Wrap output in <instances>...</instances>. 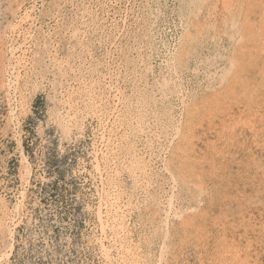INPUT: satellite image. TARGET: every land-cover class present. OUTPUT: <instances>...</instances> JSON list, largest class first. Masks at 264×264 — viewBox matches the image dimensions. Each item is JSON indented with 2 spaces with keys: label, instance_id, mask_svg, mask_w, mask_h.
Instances as JSON below:
<instances>
[{
  "label": "rangeland",
  "instance_id": "obj_1",
  "mask_svg": "<svg viewBox=\"0 0 264 264\" xmlns=\"http://www.w3.org/2000/svg\"><path fill=\"white\" fill-rule=\"evenodd\" d=\"M263 6L0 0V264H264Z\"/></svg>",
  "mask_w": 264,
  "mask_h": 264
},
{
  "label": "bare ground",
  "instance_id": "obj_2",
  "mask_svg": "<svg viewBox=\"0 0 264 264\" xmlns=\"http://www.w3.org/2000/svg\"><path fill=\"white\" fill-rule=\"evenodd\" d=\"M136 2H137V1H136ZM137 3H138V2H137ZM139 3H140V2H139ZM139 3H138V4H139ZM142 4H143V3H142ZM142 7H143V6H142ZM148 8H149V7H148ZM249 8H251V6H250ZM249 8H248V10H249ZM261 8H264V6L261 7ZM248 10H247V11H248ZM250 11H251V10H250ZM261 11H262V10H261ZM263 12H264V11H263ZM246 13L248 14V12H246ZM234 14H235V13H234ZM249 14H250V13H249ZM149 15H150V14H149ZM235 15H236V14H235ZM261 15L263 16V13H262ZM234 17H235V16H234ZM234 17H233V18H234ZM236 17H237V16H236ZM247 18H248V16H247L245 19H247ZM154 19H155V18H154ZM235 19H236V18H235ZM249 19H250V17H249ZM263 19H264V17H263ZM247 20H248V19H247ZM230 21L233 22V20H231V19H230ZM191 23H192V22H191ZM245 23H246V22H245ZM139 24H140V23H139ZM251 24H253V22H252ZM228 25H229V24H228ZM239 25H241V24H239ZM243 25H244V24H243ZM247 25H248V24H247ZM257 25H258V24H257ZM262 25H264V23H263ZM226 26H227V25H226ZM249 26H250V25H249ZM142 27H143V26H142ZM148 27H150V26H148ZM246 27H247V26H246ZM237 28H238V27H237ZM240 28H241V26H240ZM242 28H243V27H242ZM248 28H249V27H248ZM250 28H251V26H250ZM253 28H254V27L252 26V29H253ZM256 28H258V27H256ZM259 28H260V27H259ZM227 29H228V28H227ZM263 29H264V28H263ZM201 30H202V29H201ZM238 30H240V29H238ZM244 30H245V29H244ZM244 30H243V31H244ZM246 30H247V29H246ZM127 31H128V30H127ZM134 31H135V30H134ZM139 31H140V30H139ZM230 31H232V30H230ZM234 31L236 32L237 30H234ZM240 31H241V30H240ZM255 31H257V30H255ZM262 31H263V30H262ZM130 32H131V31H130ZM147 32H148V31H147ZM247 32H248V31H247ZM253 32H254V31H253ZM128 33H129V32H128ZM238 33H239V32H238ZM260 33H261V32H260ZM122 34H123V33H121V35H122ZM134 34H135V33H134ZM146 34H147V33H146ZM231 34H233V32H232ZM138 35H139V33H138ZM229 35H230V34H229ZM235 35H238V34L235 33ZM252 35H253V34H252ZM261 35H262V34H261ZM125 36H126V35H125ZM129 36L131 37V35H129ZM150 36H151V35H150ZM192 36H193V35H192ZM231 36H234V35H231ZM121 37H122V36H121ZM148 37H149V35H148ZM159 37H160V36H159ZM190 37H191V36H190ZM243 37H244V36H243ZM125 38H126V37H125ZM127 38H128V36H127ZM192 38H193V37H192ZM130 39H131V38H130ZM151 39H152V37H151ZM151 39H150V37H149V40H150V41H151ZM194 39H195V38H194ZM196 39H197V38H196ZM213 39H214V38H213ZM231 39H232V38H231ZM131 40H132V39H131ZM191 40H192V39H190V41H191ZM217 40H218V39H217ZM229 40H230V39H229ZM134 41H135V40H134ZM147 41H148V40H147ZM179 41H180V40H179ZM190 41H189V42H190ZM192 41H193V40H192ZM192 41H191V42H192ZM195 41H196V40H195ZM215 41H216V39H215ZM218 41H219V40H218ZM142 42H143V41H142ZM145 42H146V41H145ZM193 42H194V41H193ZM193 42H192V43H193ZM196 42H197V41H196ZM220 42H221V41H220ZM220 42H219V43H220ZM132 43H133V41H132ZM135 43H136V42H135ZM148 43H149V42H148ZM255 43H256V42H255ZM125 44L127 45V43H125ZM140 44H141V42H140ZM190 44H191V43H190ZM193 44H195V42H194ZM193 44H192V45H193ZM198 44H199V43H198ZM216 44H217V43H216ZM129 45H130V44H129ZM141 45H142V44H141ZM146 45H147V44H146ZM214 45H215V44H214ZM217 45H218V44H217ZM195 46H196V45H195ZM197 46H198V45H197ZM197 46H196V47H197ZM215 46H216V45H215ZM131 47H132V46H131ZM144 47H145V45H144ZM144 47L142 46V48H144ZM193 47H194V46H193ZM198 47H200V46H198ZM217 47H218V46H217ZM147 48H148V47H147ZM171 48H172V47H171ZM188 48H189V47H188ZM240 48H241V47H240ZM242 48H243V47H242ZM242 48H241V49H242ZM9 49H10V48H9ZM148 49H149V48H148ZM186 49H187V48H186ZM201 49H202V48H201ZM216 49H217V48H216ZM221 49H222V48H221ZM65 50H67V49L65 48ZM69 50H70V49H69ZM121 50H122V48H121ZM127 50H128V48H127ZM138 50H139V49H138ZM235 50H236V49H235ZM239 50H240V49H239ZM239 50H238V52H239ZM116 51H117V50H116ZM123 51H124V49H123ZM129 51H130V50H129ZM141 51H142V50H141ZM193 51H195V50H193ZM199 51H200V50H199ZM199 51H198V52H199ZM215 51H216V50H215ZM241 51H242V50H241ZM243 51H244V50H243ZM86 52H87V51H86ZM126 52H127V51H126ZM152 52H153V51H152ZM155 52H156V51H155ZM176 52H177V51H176ZM196 52H197V51H196ZM196 52H195V53H196ZM198 52H197V53H198ZM201 52H202V51H201ZM201 52H200V53H201ZM231 52H232V51H231ZM263 52H264V51H263ZM65 53H66V51H65ZM123 53H124V52H123ZM123 53H122V54H123ZM133 53H134V52H133ZM142 53H143V51H142ZM159 53H160V52H159ZM164 53H165V52H164ZM109 54H110V53H109ZM134 54H135V53H134ZM193 54H194V53H193ZM193 54H192V55H193ZM125 55H126V54H125ZM144 55H146V54H144ZM150 55H151V54H150ZM203 55H204V54H203ZM203 55H202V56H203ZM241 55H242V54H241ZM243 55H244V54H243ZM151 56H152V55H151ZM157 56H158V55H157ZM190 56H191V55H190ZM190 56H189V57L187 56V57L190 58ZM231 56H232V55H231ZM233 56H234V54H233ZM70 57H71V56H70ZM132 57H133V56H131V58H132ZM136 57H137V56H136ZM148 57H149V56H148ZM168 57H169V56H168ZM179 57H181V55H180ZM199 57H200V56H199ZM203 57H204V56H203ZM242 57H243V56H242ZM249 57H250V56H249ZM124 58H125V57H124ZM151 58H153V57H151ZM181 58H182V57H181ZM200 58H201V57H200ZM200 58H199V60H200ZM232 58H233V57H232ZM148 59H149V58H148ZM164 59H165V58H164ZM170 59H171V58H170ZM229 59H231V58H229ZM122 60H123V59H122ZM124 60H125V59H124ZM144 60H145V59H144ZM152 60H153V59H152ZM240 60H241V58H240ZM128 61H129V60H128ZM136 61H137V60H136ZM171 61H172V60H171ZM190 61H191V60H190ZM233 61H234L233 63H235V59H234ZM236 61H237V60H236ZM242 61H243V60H242ZM123 62H124V61H123ZM141 62H142V61H141ZM141 62H140L139 64H141ZM166 62H168V60H166ZM169 62H170V61H169ZM179 62H181V61H179ZM187 62H188V60H187ZM195 62H196V61H195ZM239 62H240V61H239ZM177 63H178V61H177ZM229 63H230V62H229ZM103 64H104V63H103ZM126 64H127V61H126ZM128 64H129V63H128ZM131 64H132V63H131ZM133 64H135V63H133ZM148 64H149V63H148ZM186 64H187V63H186ZM186 64H185V65H186ZM190 64H191V63H190ZM193 64H194V62H193ZM69 65H70V64H69ZM137 65H138V64H137ZM174 65H175V64H174ZM187 65H188V64H187ZM91 66H92V65H91ZM126 66H127V65H126ZM202 66H203V65H202ZM70 67H71V66H70ZM122 67H124L123 64H122ZM178 67H179V66H178ZM178 67H176V69H177ZM193 67H194V66H193ZM148 68H149V67H148ZM180 68H181V65H180ZM180 68H179V69H180ZM191 68H192V67H191ZM77 69H78V67H77ZM103 69H104V68H103ZM126 69H127V68H126ZM131 69H132V68H131ZM142 69L144 70V68H142ZM142 69H141V70H142ZM243 69H244V68H243ZM70 70H72V72H73V69L70 68ZM78 70H79V69H78ZM89 70H90V69H89ZM101 70H102V69H101ZM124 70H125V68H124ZM135 70H136V69H135ZM150 70H151V69H150ZM187 70H188V69H187ZM192 70H194V69H192ZM240 70H241V69H240ZM74 71H75V70H74ZM95 71H96V70H95ZM97 71H98V69H97ZM138 71H139V69H138ZM146 71H147V69H146ZM173 71H174V70H173ZM178 71H179V70H178ZM181 71H184V69L181 70ZM195 71H196V70H195ZM199 71H200V70H199ZM201 71H202V69H201ZM242 71H243V70H242ZM67 72H68V71H67ZM78 72H79V71H78ZM82 72L84 73V71H82ZM90 72H91V70H90ZM99 72H100V71H99ZM124 72H125V71H124ZM176 72H177V71H176ZM176 72H175V73H176ZM190 72H191V71H190ZM245 72H246V71H245ZM63 73H64V72H63ZM69 73H70V72H69ZM94 73H95V72H94ZM129 73H131V72L129 71ZM142 73H143V72H142ZM146 73H147V72H146ZM180 73H181V72H180ZM187 73H188V72H187ZM65 74H66V73H65ZM126 74H127V72H126ZM131 74H133V73H131ZM134 74H136V73L134 72ZM140 74H141V73H140ZM176 74H177V73H176ZM63 75H64V74H63ZM187 75H188V74H187ZM89 76H90V75H89ZM97 76H98V75H97ZM130 76H131V75H130ZM144 76H146V75H144ZM221 76H222V75H221ZM221 76H220V77H221ZM69 77H70V76H69ZM134 77H135V76H134ZM134 77H133V78H134ZM138 77H139V76H138ZM179 77H180V76H179ZM231 77H232V76H231ZM234 77H235V76H234ZM248 77H249V76H247V78H248ZM125 78H126V77H125ZM130 78H131V77H130ZM142 78H143V77H142ZM142 78H141V79H142ZM180 78H181V77H180ZM241 78H242V77H241ZM72 79H73V78H72ZM75 79H76V78H75ZM78 79H79V78H78ZM93 79H94V78H93ZM93 79H91V80H93ZM95 79H97V78H95ZM138 79H139V78H138ZM170 79H171V78H170ZM173 79H174V78H173ZM173 79H172V80H173ZM221 79H222V78H221ZM228 79H229V78H228ZM230 79H232V78H230ZM230 79H229V80H230ZM236 79H237V78H236ZM80 80H81V81L83 80L82 77H81ZM88 80H89V78H88ZM88 80H87V81H88ZM124 80H125V79H124ZM127 80H128V78H127ZM172 80H171V81H172ZM176 80H177V79H176ZM229 80H228V81H229ZM234 80H235V79H234ZM246 80H247V79H246ZM99 81H100V79H99ZM166 81H167V80H166ZM169 81H170V80H169ZM221 81H222V80H221ZM228 81H227V82H228ZM82 82H83V81H82ZM84 82H86V79H85ZM89 82H90V81H89ZM92 82H93V81H92ZM94 82H95V81H94ZM97 82H98V81H97ZM97 82H96L95 85H97ZM105 82H106V81H105ZM131 82H132V81H131ZM131 82H130V83H131ZM136 82H137V83L140 82V84H142L141 81H136ZM145 82H146V81H145ZM179 82H180V80H179ZM181 82H182V81H181ZM229 82H231V81H229ZM238 82L240 83V81H238ZM79 83H80V82H79ZM86 83H87V82H86ZM128 83H129V82H128ZM128 83H127V84H128ZM137 83H136V84H137ZM147 83H148V82H147ZM165 83H166V82H165ZM224 83H226V82H224ZM112 84H113V83H112ZM125 84H126V83H125ZM134 84H135V83H134ZM181 84H182V83H181ZM236 84H237V83H236ZM240 84H241V83H240ZM83 85H84V84H83ZM92 85H93V83H92ZM95 85H94V86H95ZM228 85H229V84H228ZM231 85H232V84H231ZM77 86H78V85H77ZM85 86H86V88H87V85H85ZM180 86H181V85H180ZM125 87H126V86H125ZM133 87H134V86H133ZM138 87H139V85H138ZM141 87H142V86H141ZM147 87H148V86H147ZM169 87H170V86H169ZM222 87H223V86H222ZM224 87H225V86H224ZM226 87H227V86H226ZM241 87H242V85H241ZM95 88H96V87H95ZM120 88H121V87H120ZM128 88H129V87H128ZM131 88H132V86H131ZM165 88H166V87H165ZM229 88H230V85H229ZM73 89H74V88H73ZM126 89H127V88H125V90H126ZM141 89H142V88H141ZM145 89H146V88H145ZM226 89H227V88H226ZM236 89H237V88H236ZM236 89L234 88L233 90H236ZM238 89H239V88H238ZM80 90H81V89H80ZM85 90H88V89H84V93H85ZM95 90H97V89H95ZM111 90H112V89H111ZM127 90H128V89H127ZM127 90H126V91H127ZM129 90H130V89H129ZM139 90H140V89H139ZM148 90H149V89H148ZM148 90H147V91H148ZM216 90H217V89H216ZM228 90H229V89H228ZM231 90H232V88H231ZM77 91H78V90H77ZM81 91H82V90H81ZM89 91H90V90H89ZM133 91H134V90H133ZM135 91H136V89H135ZM141 91H142V90H141ZM145 91H146V90H145ZM149 91H150V90H149ZM149 91H148V92H149ZM167 91H168V89H167ZM170 91H171V90H170ZM213 91H214V90H213ZM221 91H222V90H221ZM229 91H230V90H229ZM229 91H228V92H229ZM244 91H245V90H244ZM74 92H75V91H74ZM87 92H88V91H86V93H87ZM93 92H94V91H93ZM93 92H90V94L93 93ZM98 92H99V91H98ZM118 92H120V91H118ZM148 92H147V93H148ZM191 92H192V91H191ZM215 92H216V91H215ZM86 93H85V97H86ZM95 93H97V92L95 91ZM123 93H124V92H123ZM140 93H141V92H140ZM140 93H139V94H140ZM144 93H145V92H144ZM151 93H153V92L151 91ZM172 93H173V92H172ZM212 93H213V92H212ZM219 93H220V92H219ZM232 93H233V92H232ZM81 94H82V93H81ZM81 94H80V95H81ZM87 94H89V93H87ZM90 94H89V95H90ZM126 94H127V93H126ZM131 94H132V92H131ZM137 94H138V92H137ZM145 94H146V93H145ZM204 94H205V92H204ZM214 94H215V93H214ZM78 95H79V93H78ZM127 95H129V94H127ZM133 95H134V94H133ZM140 95H141V94H140ZM149 95H150V94H149ZM207 95H208V94H206V97H207ZM210 95H211V94H210ZM212 95H213V94H212ZM130 96H131V95H130ZM143 96H144V95H143ZM202 96H203V95H202ZM77 97H79V96H77ZM90 97H91V96H90ZM116 97H117V96H116ZM125 97H126V96H125ZM132 97H133V96H132ZM134 97H135V96H134ZM137 97H138V95H137ZM150 97H151V96H150ZM173 97H174V96H173ZM210 97H211V96H210ZM213 97H214V96H213ZM86 98L88 99V97H86ZM91 98L94 99L93 96H92ZM121 98H122V97H121ZM153 98H154V97H153ZM165 98H166V97H165ZM191 98H192V97H191ZM215 98H216V97H215ZM78 99H79V98H78ZM83 99H84V101L86 100V99L84 98V96H83ZM83 99H82V100H83ZM130 99H131V98H130ZM139 99H140V98H139ZM142 99H143V97H142ZM148 99H149V97H148ZM158 99H159V98H158ZM208 99H209V98H208ZM212 99H213V98H212ZM76 100H77V99H76ZM82 100H81V101H82ZM88 100H89V99H88ZM94 100H95V99H94ZM96 100H97V98H96ZM96 100H95V101H96ZM117 100H119V98H118ZM121 100H122V99H121ZM133 100H134V99H133ZM137 100H138V98H137ZM140 100H141V99H140ZM156 100H157V99H156ZM200 100H201V99H200ZM129 101H130V100H129ZM129 101L127 100V102H129ZM160 101H161V100H160ZM85 102H86V101H85ZM93 102H94V101H93ZM117 102H118V101H117ZM125 102H126V100H125ZM125 102H124V103H125ZM132 102H133V101H132ZM136 102H138V101H136ZM136 102H135V103H136ZM144 102H145V101H144ZM144 102H143V104H144ZM205 102H206V101H205ZM207 102H208V100H207ZM209 102H210V101H209ZM90 103H91V100H90ZM97 103H98V102H97ZM129 103H130V102H129ZM129 103H127V104H129ZM135 103H134V104H135ZM139 103L142 104L141 101H140ZM148 103H149V102H148ZM161 103H163V102H160V104H161ZM95 104H96V103H95ZM100 104H101V102H100ZM119 104H121V103H119ZM125 104H126V103H125ZM127 104H126V105H127ZM137 104H138V103H137ZM143 104H142V106H143ZM145 104H146V103H145ZM202 104H203V103H202ZM90 105H91V104H90ZM90 105H89V106H90ZM92 105H94V104H92ZM96 105H98V104H96ZM96 105H95V106H96ZM116 105H117V104H116ZM123 105H124V104H123ZM132 105H133V103H132ZM132 105L130 106V108L132 107ZM149 105H150V104H149ZM162 105H163V104H162ZM204 105H205V104H204ZM87 106H88V105H87ZM98 106H99V105H98ZM104 106H105V105H104ZM124 106H125V105H124ZM142 106H141V107H142ZM151 106H152V105H151ZM154 106H155V105H154ZM156 106H157V105H156ZM85 107H86V106H85ZM96 107H97V106H96ZM143 107H144V106H143ZM91 108H92V107H91ZM103 108H104V107H103ZM122 108H123V107H122ZM125 108H126V107H125ZM132 108H133V107H132ZM148 108H149V107H148ZM160 108H161V107H160ZM92 109H93V108H92ZM110 109H111V108H110ZM110 109H109V110H110ZM113 109H114V108H113ZM115 109H116V108H115ZM115 109H114V110H115ZM123 109H124V108H123ZM128 109H129V108H128ZM135 109H137V107H136ZM144 109H145V108H144ZM146 109H147V108H146ZM165 109H166V108H165ZM88 110H89V108H88ZM96 110H97V109H96ZM106 110H107V108H106ZM114 110H113V111H114ZM141 110H142V109H141ZM157 110H158V109H157ZM102 111H103V110H102ZM113 111H112V112H113ZM120 111H121V110H120ZM122 111H123V110H122ZM124 111H125V110H124ZM138 111H139V110H138ZM146 111H147V110H146ZM166 111H167V110H166ZM96 112H98V111H96ZM106 112H107V111H106ZM109 112H110V111H109ZM115 112H116V111H115ZM117 112H118V111H117ZM134 112H135V111H134ZM134 112H133V113H134ZM157 112H158V111H157ZM157 112H156V113H157ZM159 112H160V111H159ZM102 113H103V112H102ZM141 113H142V111H140V114H141ZM145 113H146V112H145ZM150 113H151V111H150ZM152 113H153V112H152ZM167 113H168V112H167ZM112 114H113V113H112ZM114 114H115V113H114ZM129 114H132V112L129 113ZM129 114H127V116H128ZM134 114H135V113H134ZM134 114H133V115H134ZM157 114H158V113H157ZM170 114H171V113H170ZM118 115H119V113H118ZM121 115H122V113H121ZM137 115H138V113H137ZM141 115H142V114H141ZM146 115H147V114H146ZM158 115H159V114H158ZM190 115H191V114H190ZM105 116H106V115H105ZM139 116H140V115H139ZM153 116H154V115H153ZM155 116H156V115H155ZM163 116H164V115H163ZM119 117H120V115H119ZM123 117H124V116H122V118H123ZM131 117H133V116H131ZM135 117H138V116H134V118H135ZM143 117H144V115H143ZM143 117L141 116L142 119H143ZM158 117H159V116H158ZM160 117H161V116H160ZM111 118H112V117H111ZM134 118H130V119L135 120ZM141 118H140V121H141ZM146 118H147V116H146ZM148 118H149V117H148ZM126 119H127V118H126ZM136 119H137V118H136ZM157 119H158V118H157ZM157 119H156V120H157ZM162 119H163V118H162ZM162 119H161V120H162ZM173 119H174V118H173ZM116 120H117V119H116ZM133 120H132V121H133ZM137 120H139V119H137ZM144 120H145V118H144ZM144 120H143V121H144ZM159 120H160V118H159ZM123 121H124V120H123ZM126 121H127V120H126ZM128 121H129V120H128ZM143 121H142V122H143ZM147 121H148V120H147ZM130 122H131V121H129V123H130ZM135 122H136V121H135ZM137 122H138V121H137ZM145 122H146V121H145ZM157 122H158V120H157ZM159 122H160V121H159ZM115 123H116V122H115ZM118 123H119V122H118ZM122 123H123V122H122ZM125 123H126V122H125ZM148 123H149V122H148ZM154 123H155V122H154ZM170 123H171V122H170ZM120 124H121V123H120ZM131 124H132V123H131ZM136 124H137V123H136ZM136 124H134V125H136ZM113 125H114V124H113ZM145 125H148V124H145ZM114 126H115V125H114ZM123 126H124V125H123ZM123 126H122V127H123ZM125 126H126V125H125ZM131 126H133V125H131ZM137 126H140V125H139V122H138V125H137ZM141 126L144 127L143 124H142ZM152 126H154V125H152ZM152 126H151V127H152ZM155 126H158V125L156 124ZM160 126H162V124H160ZM115 127H118V126H115ZM119 127H120V126H119ZM129 127H130V126H129ZM149 127H150V126H149ZM162 127H163V126H162ZM127 128H128V127H127ZM133 128H134V126H133ZM139 128H140V127H139ZM168 128H169V127H168ZM178 128H180V127H178ZM113 129H114V128H113ZM113 129H112V130H113ZM140 129H141L140 132H142V131H143L142 128H140ZM154 129H155V128H154ZM129 130H130V129H129ZM146 130H147V128H146ZM151 130H152V129H151ZM165 130H166V128H165ZM127 131H128V129H127ZM136 131H137V130H136ZM136 131H134V132H136ZM144 131H145V130H144ZM153 131H154V130H153ZM155 131H156V130H155ZM112 132H113V131H112ZM146 132H147V131H146ZM148 132H149V131H148ZM118 133H119V132H118ZM121 133H122V132H121ZM129 133H130V132H129ZM136 133H139V131H137ZM143 133H144V132H143ZM154 133H156V132H154ZM179 133H180V132H179ZM130 134H131V133H130ZM140 134H141V133H140ZM113 135H114V134H113ZM128 135H129V134H128ZM138 135H139V134H138ZM121 136H122V135H121ZM121 136H120V137H121ZM135 136H136V135H135ZM135 136H133V137H135ZM145 136H146V135H145ZM153 136H155V135L153 134ZM186 136H187V135H186ZM122 137H123V136H122ZM126 137H127V135H126ZM126 137H125V138H126ZM136 137H137V136H136ZM140 137H141V136H140ZM148 137H149V135H148ZM148 137H147V138H148ZM155 137H156V136H155ZM183 137H184V136H183ZM117 138H118V136H117ZM123 138H124V137H123ZM127 138H128V137H127ZM137 138H138V137H137ZM141 138H142V137H141ZM141 138H140V139H141ZM159 138H160V137H159ZM120 139H121V138H120ZM133 139H134V138H133ZM186 139H187V138H186ZM126 140H127V139H126ZM126 140H125V141H126ZM138 140H139V139H138ZM161 140H162V139H161ZM167 140H168V139H167ZM116 141H117V140H116ZM121 141H122V140H121ZM121 141H120V143H121ZM132 141H134V140H132ZM189 141H190V140H189ZM110 142H111V141H110ZM128 142H129V140H128ZM128 142H127V143H128ZM118 143H119V140H118ZM123 143H124V142H123ZM130 143H131V141H130ZM130 143H129V144H130ZM121 144H122V143H121ZM150 144H151V143H150ZM110 145H111V144H110ZM118 145L120 146V144H118ZM122 145H123V144H122ZM115 146H116V145H115ZM123 146H124V145H123ZM123 146H122V147H123ZM136 146H137V145H136ZM112 147H113V146H112ZM128 147H129V146H128ZM134 147H135V146H134ZM110 148H111V147H110ZM119 148H120V147H119ZM126 148H127V147H126ZM132 148H133V147H132ZM136 148H137V147H136ZM184 148H185V147H184ZM114 149H115V148H114ZM114 149H113V150H114ZM111 151H112V150H111ZM125 151H127V150H125ZM134 151H135V150H134ZM122 152H123V151H122ZM130 152H131V151H130ZM130 152H129V153H130ZM135 152H137V151H135ZM121 154H122V153H121ZM137 154H138V153H137ZM119 155H120V153H119ZM171 155H172V154H171ZM113 156H114V154H113ZM125 156H126V154H125ZM135 156H136V155H135ZM138 156H139V155H138ZM130 157H131V156H130ZM105 159H106V158H105ZM108 159H109V158H108ZM112 159H113V158H112ZM123 159H124V157H123ZM126 159L128 160V158H126ZM132 159H133V158H132ZM139 159H140V158H139ZM117 160H118V158H117ZM133 160H134V159H133ZM135 160H136V159H135ZM106 161H107V160H106ZM109 161H110V160H109ZM136 161H137V163H140V162H138V160H136ZM144 161H145V160H144ZM168 161H169V160H168ZM114 162H115V161H114ZM130 162H132L131 159H130ZM128 163H129V162H128ZM106 164H107V163H106ZM120 164H121V163H120ZM125 164H126V163H125ZM125 164H124V165H125ZM133 164L135 165L136 163H133ZM145 164H146V163H145ZM185 164H186V163H185ZM107 165H108V164H107ZM107 165H106V166H107ZM126 165H127V164H126ZM134 165H132V166H134ZM147 166H148V165H147ZM110 167H111V166H110ZM122 167H123V166H122ZM122 167H121V168H122ZM134 167H136V166H134ZM151 167H152V166H151ZM151 167H150V168H151ZM127 168H128V167H127ZM130 168L132 169V167H130ZM136 168H137V167H136ZM138 168H139V167H138ZM128 169H129V168H128ZM116 170H117V168H116ZM119 170H120V168H119ZM123 170H124V169H123ZM107 171H108V170H107ZM127 171H128V170H127ZM133 171H134V169H133ZM136 171H137V170H136ZM146 171H147V170H146ZM150 172H151V171H150ZM150 172H149V173H150ZM167 172H168V171H167ZM119 173H120V172H119ZM134 173H135V172H134ZM138 173H139V172H138ZM138 173H137V174H138ZM153 173H154V172H153ZM107 174H108V173H107ZM131 174H133V173L131 172ZM139 174H140V173H139ZM145 174H146V173H145ZM140 175H143V174H140ZM157 175H158V174H156V176H157ZM148 176H149V175H148ZM148 176H146V177H148ZM119 177H120V176H119ZM141 177H142V176H141ZM172 177H173V174H172ZM112 178H113V176H112ZM136 178H137V177H136ZM136 178H135V179H136ZM139 178H140V177L138 176V179H139ZM167 178H168V177H167ZM170 178H171V177H170ZM188 178H189V177H188ZM147 179H148V178H147ZM171 179H173V178H171ZM174 179H175V177H174ZM112 180H113V179H112ZM141 180H142V179H141ZM144 180H145V179H144ZM116 181H117V180H116ZM118 181H119V179H118ZM168 181H169V180H168ZM109 182H110V181H109ZM172 182H175V181H172ZM142 183H143V182H142ZM148 183H149V182H148ZM180 183H182V182H180ZM183 183H184V181H183ZM108 184H109V183H108ZM158 184H159V183H158ZM158 184H157V185H158ZM160 184H161V183H160ZM167 184H168V183H167ZM175 184H176V183H175ZM112 185H113V184H112ZM115 185H116V184H115ZM117 185H119V184H117ZM117 185H116L115 187H117ZM150 185H151V183H150ZM163 185H164V184H163ZM106 186H107V185H106ZM141 186H142V185H141ZM147 186H148V185H147ZM187 186H188V184H187ZM144 187H145V186H144ZM144 187H143V188H144ZM149 187H150V186H149ZM168 187H169V186H168ZM189 187H190V186H189ZM120 188H121V187H120ZM177 188H178V187H177ZM187 188H188V187H187ZM111 189H112V186H111ZM117 189H118V187H117ZM144 189H145V188H144ZM147 189H148V188H147ZM157 189H158V188H157ZM172 189H175V188H172ZM113 190H114V189H113ZM165 190H166V189H165ZM181 191H182V190H181ZM181 191H180V192H181ZM111 192H113V191H111ZM116 192H117V191H116ZM157 192H158V191H157ZM157 192H156V193H157ZM150 193H151V192H150ZM159 194H160V193H159ZM173 194H174V193L172 192V195H173ZM170 195H171V194H170ZM109 196H110V194H109ZM111 196H112V194H111ZM111 196H110V197H111ZM115 196H118V194L115 195ZM119 196H121V195H119ZM119 196H118V197H119ZM155 196H156V195H155ZM161 196H162V195H161ZM152 197H153V196H152ZM156 197H157V196H156ZM121 198H122V197H120V199H121ZM161 198H162V197H161ZM171 198H172V196H171ZM110 199H111V198H110ZM115 199H116V198H115ZM115 199H114L113 201H115ZM118 199H119V198H118ZM120 199H119V200H120ZM154 199H155V197H154ZM154 199H153V200H154ZM111 200H112V199H111ZM171 200H172V199H171ZM116 201H118V200H116ZM181 201H182V200H181ZM111 202H112V201H111ZM118 202H119V201H118ZM160 202H161V201H160ZM112 203H113V202H112ZM171 203H172V202H171ZM3 204H4V203H3ZM115 204H117V203H115ZM112 206H113V205H112ZM118 206H119V205H118ZM126 206H127V205H126ZM159 206H160V205H159ZM2 207H3V206H2ZM2 207H1V208H2ZM160 207H161V206H160ZM115 209H116V208H115ZM118 209H120V207H118ZM158 209H160V208H158ZM123 210H124V209H123ZM7 211H8V210H7ZM127 211H128V210H127ZM2 212H3V211H2ZM113 212H114V211H113ZM123 212H124V211H123ZM123 212H122V213H123ZM158 212H159V211H158ZM116 213H118V211H116ZM173 213H174V212H173ZM119 214H120V213H119ZM122 215H123V214H122ZM111 216H112V215H111ZM123 217H124V216H123ZM123 217H121V218H123ZM118 218H119V217H118ZM121 218H120V219H121ZM7 219H8V218H7ZM111 219H112V218H111ZM115 219H116V216H115ZM115 219H114V220H115ZM0 220H1V219H0ZM123 220H125V217H124ZM119 222L121 223V221H119ZM7 223H8V222H7ZM5 224H6V223H5ZM111 224H112V223H111ZM122 224H124V223H122ZM0 225H1V224H0ZM116 225H117V224H116ZM112 226H115V225L113 224ZM117 226H118V225H117ZM123 226H124V225H123ZM110 227H111V226H110ZM118 227H120V226H118ZM113 228H115V227H113ZM115 229H116V228H115ZM3 230H6V229L4 228ZM3 230H2V231H3ZM117 231H118V230H117ZM124 231H127V230L124 229ZM122 232H123V231H122ZM126 233H127V232H126ZM114 234H115V233H114ZM118 234H119V233H117V235H118ZM117 235H116V236H117ZM114 236H115V235H114ZM123 236H124V235H123ZM6 237H7V236H6ZM118 237H119V235H118ZM125 237H126V236H125ZM115 239H116V238H115ZM117 239H118V238H117ZM121 239H122V237H121ZM121 239H120V240H121ZM122 240H124V239H122ZM125 240H126V239H125ZM127 240H128V239H127ZM117 242H118V240H117ZM117 242H116V244H117ZM120 242H121V241H119V243H120ZM130 242H131V241H130ZM121 243H124V242H121ZM128 243H129V242H127V244H128ZM112 245H113V244H112ZM118 245H119V244H118ZM11 246H12V244H11ZM122 246H123V245H122ZM129 246H130V245H128V249H129ZM134 246H135V245H134ZM115 247H117V246H115ZM123 247H124V246H123ZM113 248H114V246H113ZM117 248H118V247H117ZM125 248H126V247H125ZM125 248H124V249H125ZM9 249H10V248H9ZM124 249H123V250H124ZM126 249H127V248H126ZM126 249H125V250H126ZM130 249H131V248H130ZM118 250H119V249H118ZM123 250H122V251H123ZM128 251H129V250H128ZM130 251H131V250H130ZM132 251H133V250H132ZM106 252L108 253L109 251H106ZM133 252H134V251H133ZM122 253H123V252H122ZM9 254H10V253H9ZM117 254H118V253H117ZM5 255H6V254H5ZM125 255H126V254H125ZM134 255H135V254H134ZM136 255H137V254H136ZM107 256H108V255H107ZM109 256H110V255H109ZM138 256H140V255H138ZM2 257H3V256H2ZM130 257H132V256H130ZM134 257H135V256H134ZM141 257H142V256H141ZM106 258H107V257H106ZM127 258H128V257H127ZM138 258H139V257H138ZM138 258H137V259H138ZM110 259H111V256H110ZM119 259H120V258H119ZM119 259H118V260H119ZM122 259H123V258H122ZM134 259H135V258H134ZM118 260H117V261H118ZM110 261H111V260H110ZM121 261L123 262L124 260H121ZM125 261H126V260H125ZM147 261H148V259H147ZM147 261H146V262H147ZM132 262H133V261H132ZM110 263H111V262H110ZM130 263H131V262H130ZM137 263H138V262H137ZM132 264H133V263H132ZM134 264H135V261H134ZM140 264H141V263H140ZM158 264H160V263H158Z\"/></svg>",
  "mask_w": 264,
  "mask_h": 264
}]
</instances>
